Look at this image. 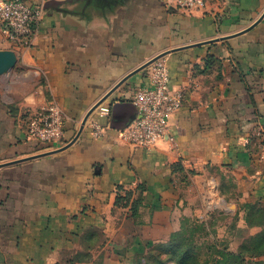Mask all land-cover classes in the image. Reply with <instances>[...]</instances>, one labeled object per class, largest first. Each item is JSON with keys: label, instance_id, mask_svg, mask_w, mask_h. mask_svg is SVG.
<instances>
[{"label": "crops", "instance_id": "obj_1", "mask_svg": "<svg viewBox=\"0 0 264 264\" xmlns=\"http://www.w3.org/2000/svg\"><path fill=\"white\" fill-rule=\"evenodd\" d=\"M26 1L42 13L29 46L0 34V51L17 56L0 74V264H128L189 219L264 207V18L251 28L264 0L192 13L160 0ZM159 57L185 101L145 152L119 130L155 62L140 69ZM52 102L65 139L46 147L26 120ZM256 231L241 220L233 245Z\"/></svg>", "mask_w": 264, "mask_h": 264}, {"label": "built area", "instance_id": "obj_2", "mask_svg": "<svg viewBox=\"0 0 264 264\" xmlns=\"http://www.w3.org/2000/svg\"><path fill=\"white\" fill-rule=\"evenodd\" d=\"M168 8L185 12L204 11L209 0H160ZM42 20L41 10L26 0H0V34L12 43L29 46ZM135 118L119 130V138L134 148L152 152L169 137L170 120L185 101V92L171 85L165 61L153 64L149 85L136 88L130 97ZM65 115L49 103L27 115L26 136L47 147L60 145L65 136Z\"/></svg>", "mask_w": 264, "mask_h": 264}, {"label": "rangeland", "instance_id": "obj_3", "mask_svg": "<svg viewBox=\"0 0 264 264\" xmlns=\"http://www.w3.org/2000/svg\"><path fill=\"white\" fill-rule=\"evenodd\" d=\"M65 136L61 143H63ZM235 188V185H232ZM232 191V189H231ZM250 204L235 205V212H217L214 218L189 219L184 228L172 238L157 242L146 247L140 256L128 264H264V253L261 245L250 241L246 250L233 245V237L241 220L252 219V224L261 223V207L255 206L251 212ZM208 221L210 225H203ZM257 228V227H255ZM257 230V229H256ZM261 231L258 228L259 232ZM228 249L234 253H241L240 259L222 261V250ZM98 264H127L122 258L110 260L108 254L101 256Z\"/></svg>", "mask_w": 264, "mask_h": 264}, {"label": "trees", "instance_id": "obj_4", "mask_svg": "<svg viewBox=\"0 0 264 264\" xmlns=\"http://www.w3.org/2000/svg\"><path fill=\"white\" fill-rule=\"evenodd\" d=\"M139 192H141L140 189H139ZM130 196H131V194H127L126 197H122V196L120 197L119 196V198L117 199V203L118 202L121 203L122 201H127V198H130ZM255 206L261 207V204L260 203L250 204V207H251V210L250 211L251 212H254ZM214 215L215 214H213L211 216L212 219L214 218ZM246 222L249 225V227H251V228L257 227V228H260L261 231L255 233L254 235H251L247 239H245L244 242L242 244H240L241 250H246V245L250 241H253L254 244L261 245V247L263 248L261 250V254H263L264 253V207H261V223H258L256 225L255 224H252V219L249 216L247 217ZM184 225H183V228H184ZM203 225H210V223L208 221H205ZM176 233H178V232H176ZM176 233H172L171 236H170V238H172V236H174ZM143 252H141L140 254H142ZM140 254L138 255V257L140 256ZM240 254L241 253H234V252L229 251L228 249H224V250H222V255H220V258H222V260H220L218 262H222V261H227L228 262L229 259H233V258L240 259L241 258Z\"/></svg>", "mask_w": 264, "mask_h": 264}, {"label": "water", "instance_id": "obj_5", "mask_svg": "<svg viewBox=\"0 0 264 264\" xmlns=\"http://www.w3.org/2000/svg\"><path fill=\"white\" fill-rule=\"evenodd\" d=\"M264 18V14L262 15V17H260L259 18V20H257L252 26H251V28H253V27H255L256 25H258L260 22H261V20ZM158 59H160V57L159 58H157V59H155V60H152L151 62H149L148 64H146L143 68H141L140 70H142V69H144V68H146V67H148V66H150L151 64H153L154 62H156ZM16 63H17V56H16V54L14 53V52H12V51H0V74H4V73H6V72H8V71H10L11 69H13L15 66H16ZM122 82H124V80L122 81ZM121 82V83H122ZM120 83V84H121ZM119 84V85H120ZM119 85L118 86H116V88L115 89H117V87H119ZM110 96V94H108L102 101H100V102H98L90 111H89V113H88V115L86 116V118L84 119V121H83V124H82V127H81V129H80V131H79V133H78V135L74 138V140H72L67 146H65L64 148H61L59 151H61V150H65L66 148H68V147H70L73 143H75L76 142V140L79 138V136L81 135V133H82V131H83V129H84V126H85V124H86V122H87V120H88V118H89V116L108 98ZM125 123H126V121L125 122H123L122 124H120V125H118L119 127L120 126H124L125 125Z\"/></svg>", "mask_w": 264, "mask_h": 264}]
</instances>
